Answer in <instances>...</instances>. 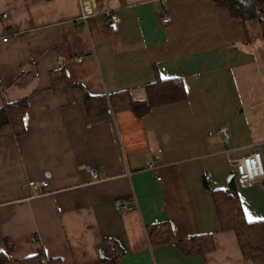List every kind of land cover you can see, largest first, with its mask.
Wrapping results in <instances>:
<instances>
[{"label":"crops","instance_id":"obj_1","mask_svg":"<svg viewBox=\"0 0 264 264\" xmlns=\"http://www.w3.org/2000/svg\"><path fill=\"white\" fill-rule=\"evenodd\" d=\"M96 7L85 29L79 0H0V108L29 103L25 134L0 129V251H10V264L39 248L44 264H105L111 240L124 251L116 264H264V251L245 257L236 233L220 231L212 197L235 171L230 159L255 150L264 159V69L246 28L213 0ZM104 9L121 16L118 30ZM60 69L79 86L52 88ZM159 77L180 78L186 97L142 117L128 109L88 115L85 92L130 89L143 99ZM223 126L228 154L210 140ZM29 180H47L46 192ZM238 192L247 218H264V181ZM118 198L133 200L130 208L118 211ZM162 222L170 231L159 238L168 241L152 244L147 226ZM205 233L215 242L206 258L173 244Z\"/></svg>","mask_w":264,"mask_h":264},{"label":"trees","instance_id":"obj_2","mask_svg":"<svg viewBox=\"0 0 264 264\" xmlns=\"http://www.w3.org/2000/svg\"><path fill=\"white\" fill-rule=\"evenodd\" d=\"M216 6L226 8L230 15L241 23L247 30L255 29L258 25L264 35V0H213ZM60 75L53 77L52 88L60 89L65 86L77 87L63 70ZM58 71V72H59ZM63 77V78H60ZM145 97L136 99L130 89L121 90L106 95H90L85 92L86 109L89 116H103L111 111L131 110L139 117L150 112L154 107L172 103L186 97V90L180 78H157L145 86ZM28 98H22L6 103L0 108V129L10 126L16 137L26 132L25 116L28 110ZM235 172V171H234ZM205 185L209 187L207 181ZM239 184L236 178L228 182L227 187L212 189V197L216 214L220 223V231L232 230L236 233L241 251L245 257L256 252L264 251V218L250 220L247 218L242 200L238 192ZM170 231L167 223H154L147 226V233L152 244L167 242L159 238ZM173 244L183 255H200L204 258L215 249L214 234L205 233L190 236L175 241ZM124 251L116 241H108L103 245L102 261L105 264H116ZM46 254L43 248L32 256L21 258L20 264H44ZM49 264H61L57 258L47 259ZM10 251H0V264H10Z\"/></svg>","mask_w":264,"mask_h":264},{"label":"built area","instance_id":"obj_3","mask_svg":"<svg viewBox=\"0 0 264 264\" xmlns=\"http://www.w3.org/2000/svg\"><path fill=\"white\" fill-rule=\"evenodd\" d=\"M91 1L97 2L98 0H79L81 14L76 19V22L81 28L88 29L87 20L90 14L99 10L96 6L91 5ZM88 6L91 7L90 12L88 11ZM103 12L106 17L109 18V28L114 31L118 30L119 24L121 22V16L112 9H104ZM5 16L6 14H3V17ZM170 20L171 18L169 15H164L162 17L163 23H169ZM7 40L8 38H4V41ZM78 60H82V57H80ZM210 140L212 142H215L214 147L221 148V150L227 154L231 150L229 130L226 126H223L217 130L210 132ZM230 161L234 163L235 178L239 184V187H247L251 186L255 182L264 181V159L260 151L255 150L237 159H230ZM80 168L88 172L93 181H97L101 178L99 168L93 166L92 164H82ZM147 168H156V165L153 160H149L147 162ZM27 186L31 188L36 194H42L46 192V188L48 187V181L29 180L27 182ZM132 202L133 200H130L128 198H118L115 200L116 209L118 211H126L130 208L129 205Z\"/></svg>","mask_w":264,"mask_h":264},{"label":"rangeland","instance_id":"obj_4","mask_svg":"<svg viewBox=\"0 0 264 264\" xmlns=\"http://www.w3.org/2000/svg\"><path fill=\"white\" fill-rule=\"evenodd\" d=\"M249 45L254 49V51L257 52L259 55L261 66L264 69V35L262 34V31L260 27H256V30H253L252 28L249 31ZM262 82V79H261ZM264 85V82H262ZM259 83L258 85H260Z\"/></svg>","mask_w":264,"mask_h":264},{"label":"water","instance_id":"obj_5","mask_svg":"<svg viewBox=\"0 0 264 264\" xmlns=\"http://www.w3.org/2000/svg\"><path fill=\"white\" fill-rule=\"evenodd\" d=\"M97 2L96 1H91V5L92 6H96ZM88 11L90 12L91 11V7L88 6ZM235 178V172L231 173V175L229 176V179L228 181H230L231 179ZM103 256V254H102Z\"/></svg>","mask_w":264,"mask_h":264}]
</instances>
